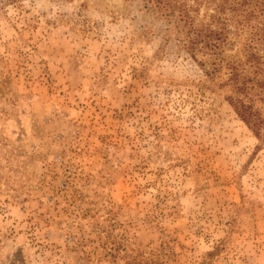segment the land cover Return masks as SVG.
<instances>
[{"label": "rangeland", "instance_id": "374dc122", "mask_svg": "<svg viewBox=\"0 0 264 264\" xmlns=\"http://www.w3.org/2000/svg\"><path fill=\"white\" fill-rule=\"evenodd\" d=\"M226 78L140 0H0V264H264Z\"/></svg>", "mask_w": 264, "mask_h": 264}, {"label": "trees", "instance_id": "16d2710c", "mask_svg": "<svg viewBox=\"0 0 264 264\" xmlns=\"http://www.w3.org/2000/svg\"><path fill=\"white\" fill-rule=\"evenodd\" d=\"M18 1V0H12ZM210 79L227 70L225 99L264 146V0H140ZM238 60L227 52L236 45Z\"/></svg>", "mask_w": 264, "mask_h": 264}]
</instances>
